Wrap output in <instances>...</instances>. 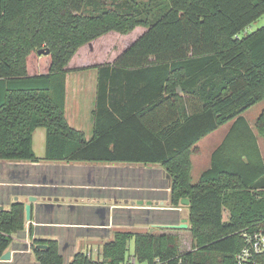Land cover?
Instances as JSON below:
<instances>
[{
	"label": "trees",
	"instance_id": "obj_1",
	"mask_svg": "<svg viewBox=\"0 0 264 264\" xmlns=\"http://www.w3.org/2000/svg\"><path fill=\"white\" fill-rule=\"evenodd\" d=\"M90 1L86 12L88 0H0V160L36 161L42 126L46 158L160 164L173 206L190 200L192 250L181 251L177 234L119 231L101 261L79 251L69 264H121L133 239L148 264H264V251L238 259L244 233H264V111L254 126L243 114L264 99V25L239 36L264 16V0H164L154 20L142 17L150 2ZM137 25L148 30L97 66L89 140L65 116L67 65L82 45ZM231 121L193 183L195 144ZM24 220L23 202L0 211V257ZM32 249L40 264H65L56 240L35 239Z\"/></svg>",
	"mask_w": 264,
	"mask_h": 264
},
{
	"label": "crops",
	"instance_id": "obj_2",
	"mask_svg": "<svg viewBox=\"0 0 264 264\" xmlns=\"http://www.w3.org/2000/svg\"><path fill=\"white\" fill-rule=\"evenodd\" d=\"M95 40L78 49L67 65L66 75L65 116L69 124L84 131L89 140L94 136L97 66L112 64L116 57L131 45L114 55L111 60L90 63L86 51L96 47ZM72 73L80 78L82 84L89 82L94 91L88 100L82 96H73L74 103L80 105L79 111L71 112L73 122L69 121L68 114L69 77ZM83 104H86L85 107ZM83 110L85 114L81 113ZM250 124L254 126L251 122ZM231 125L232 121L220 134L217 132L224 126L195 144L191 154L193 183L198 182L201 174L211 167L212 154L225 139ZM85 126H88L90 131L85 130ZM36 132L39 133V149L36 146ZM259 143L261 146L260 139ZM33 148L37 156L36 161L0 160V211L9 210L14 202L31 205L30 220L26 217L25 209L24 228L13 233L12 242L5 250L11 251V259L0 260V264H40L32 249L35 239L56 240L61 252L67 248L89 247V253L86 255L91 259V250L99 248L101 251L119 231L151 232L146 229L150 218H142L151 210L174 213L179 221L184 220L182 213L189 210L188 205L182 202L180 206H173L171 203V176L160 164L48 159L47 130L42 126L34 130ZM262 153L264 156L263 149ZM195 168L198 169L197 176L193 177ZM31 196L37 199L30 200ZM154 226L157 229L153 231L162 234L166 231L160 228L167 227L168 224ZM76 252L78 251L74 250L73 254ZM98 255L102 256V252ZM73 258L71 257L69 262Z\"/></svg>",
	"mask_w": 264,
	"mask_h": 264
},
{
	"label": "rangeland",
	"instance_id": "obj_3",
	"mask_svg": "<svg viewBox=\"0 0 264 264\" xmlns=\"http://www.w3.org/2000/svg\"><path fill=\"white\" fill-rule=\"evenodd\" d=\"M105 1H107L106 6H110V4L113 0H105ZM140 1L150 2V4L153 5L151 11L149 9L144 11V14L142 16L143 18L149 17L148 19L154 20L159 16V14L162 12V10H164L163 7L158 5L160 2H162L164 0H140ZM93 7H94V5L91 4L90 0H88L87 6H86V12L91 11L93 9ZM148 12H149V14H148ZM262 25H264V16H262L261 18H259L258 20H256L255 22H253L249 26H247L239 34V36H245L249 33H252L254 31H256L257 29H259ZM147 30H148L147 26L137 25L134 27V29H132L128 33H120L118 31H110V32L98 37L94 41L95 42L94 44L96 45V47L93 50L88 49L86 51V55L88 56L90 63H99V62L111 60L114 55L121 52L128 45L135 42L136 39L139 38ZM85 74H88V73H85ZM83 80H85V79H83ZM89 80H90V78H89ZM87 83L82 84V81L80 80V78L78 79V77L76 76L75 73H72L69 77L68 102H69L70 108H69L68 114H69V121H71V122H73L72 117H71V112H77L80 109V107H79L80 105L77 106L76 102L74 103L73 96L76 95L78 98L82 96L85 98V100H88V98L91 95H93V93H94L93 89H91V87L89 86V82H87ZM95 93H96V90H95ZM85 105L86 104H83L84 107H85ZM263 111H264V99H262L258 103L251 106L243 114L253 125H255L259 115ZM81 113L85 114L86 112H85V110H83ZM228 124L229 123L223 125L224 127H221V129L217 132V134H220L221 131L223 132V130H225V128ZM77 125H81V124H77ZM89 126H90V124H89ZM84 129L87 131H90V128L88 126H85ZM35 137H36V146H37V149H39L38 148L39 147L38 146L39 133L36 132ZM259 139L261 142V147H262L263 152H264V136H260ZM154 166H158V165H154ZM197 171H198V169L195 168V171L193 173V177L197 176ZM224 216H225V218H227L228 211H226V213H224ZM148 217L150 218V222L148 225H146V226H148L146 229L151 230V232L150 231H146V232L150 233V234H153V233L159 234L160 232L153 231L154 229H157V227H155L154 225H160V224H166L167 225V224H172V223L181 225V224L189 223V210L187 209L182 213V218L184 220H181V221L178 220L179 218L176 217V215L174 213L163 212V211H159V210L158 211L157 210H151L150 213L142 216V218L144 220L147 219ZM169 228H170L169 226H167V227L163 226L160 229L162 231H166V233H173V234L178 235L179 241H180L181 251L186 252V251L192 250L193 245H194V241H193L192 233L190 231V225L187 228L178 227L175 230H169ZM58 245H59V243H58ZM129 246H130V252L133 253L134 247H135V240L134 239L130 241ZM88 249H89V247L88 248L87 247L67 248L66 250H62V252H61L60 246H59V251L64 257L65 264H69L70 258L74 257V255L77 253L76 252L75 254H73L74 250H76L78 252L79 251L85 252V250H86L85 254H87V253H89ZM90 249H93V248H90ZM102 249H103V247L101 248V251H99V248L96 250H93V251L91 250V253H92L91 259L92 260L96 259V261L97 260L101 261L103 256L98 255V254L102 252ZM72 254H73V256H72Z\"/></svg>",
	"mask_w": 264,
	"mask_h": 264
},
{
	"label": "built area",
	"instance_id": "obj_4",
	"mask_svg": "<svg viewBox=\"0 0 264 264\" xmlns=\"http://www.w3.org/2000/svg\"><path fill=\"white\" fill-rule=\"evenodd\" d=\"M247 238L248 244L240 252L238 259L239 263H242L250 258L253 253H260L264 251V233L257 232L255 234L244 233ZM121 264H148L147 262H142L138 259L135 253H129L124 262ZM156 264H161L158 261Z\"/></svg>",
	"mask_w": 264,
	"mask_h": 264
},
{
	"label": "water",
	"instance_id": "obj_5",
	"mask_svg": "<svg viewBox=\"0 0 264 264\" xmlns=\"http://www.w3.org/2000/svg\"><path fill=\"white\" fill-rule=\"evenodd\" d=\"M49 53V50H46V49H41L39 50V53ZM37 199L35 196H31L30 197V200H35ZM182 204H186V205H189L190 204V200L188 198H183L182 199ZM25 209H26V217L28 220H30L31 218V205L29 203H27L25 205ZM168 226L170 228H178V227H181V228H187L189 227V224L188 223H185V224H181V225H178V224H168ZM40 247H47V245H39ZM12 257V254H11V251L8 250L6 251L5 253H3L0 257V260H10Z\"/></svg>",
	"mask_w": 264,
	"mask_h": 264
}]
</instances>
